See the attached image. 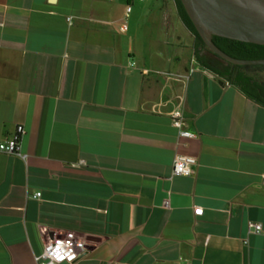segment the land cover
<instances>
[{"label": "crops", "instance_id": "1", "mask_svg": "<svg viewBox=\"0 0 264 264\" xmlns=\"http://www.w3.org/2000/svg\"><path fill=\"white\" fill-rule=\"evenodd\" d=\"M193 50L175 0H0V141L27 154L0 152V264L64 231L88 251L60 264H264V107Z\"/></svg>", "mask_w": 264, "mask_h": 264}, {"label": "water", "instance_id": "2", "mask_svg": "<svg viewBox=\"0 0 264 264\" xmlns=\"http://www.w3.org/2000/svg\"><path fill=\"white\" fill-rule=\"evenodd\" d=\"M206 47L233 64L264 65L261 59H238L219 49L212 36L264 45V0H180Z\"/></svg>", "mask_w": 264, "mask_h": 264}, {"label": "trees", "instance_id": "3", "mask_svg": "<svg viewBox=\"0 0 264 264\" xmlns=\"http://www.w3.org/2000/svg\"><path fill=\"white\" fill-rule=\"evenodd\" d=\"M178 13L194 36V57L202 68L212 72L221 80L236 86L247 98L264 107V80L258 73L264 65L233 64L210 51L198 35L180 0H175ZM213 43L226 54L238 59L264 58V45L212 36Z\"/></svg>", "mask_w": 264, "mask_h": 264}, {"label": "built area", "instance_id": "4", "mask_svg": "<svg viewBox=\"0 0 264 264\" xmlns=\"http://www.w3.org/2000/svg\"><path fill=\"white\" fill-rule=\"evenodd\" d=\"M144 1V0H136ZM131 10V6L127 4L126 15ZM122 30L126 29V26H121ZM133 63H130L132 65ZM143 72H147L145 69ZM170 118L172 124L178 128V135L181 138H190L193 134L184 129L183 115L180 108H175L170 112ZM24 132L21 125H16L10 136L0 141V152L6 154H16L23 160L27 158V154L22 153L20 150V137ZM197 160L195 157L185 154H176L172 161V175H188L193 172V168L196 165ZM40 191H36L30 196L32 198H39ZM167 206V202L164 203ZM202 208L194 209V213L201 214ZM252 230L256 233H263L261 225L258 223H252L250 225ZM88 251L87 243L84 237L76 234L73 231H64L55 233L52 236L47 237L42 242V249L39 254L35 255V264H60L63 262L72 263L79 258L83 257Z\"/></svg>", "mask_w": 264, "mask_h": 264}]
</instances>
